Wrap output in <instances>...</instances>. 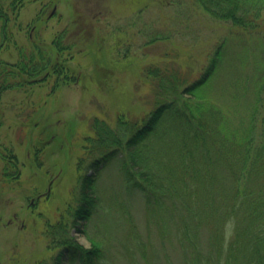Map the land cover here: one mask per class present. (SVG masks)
<instances>
[{
    "label": "trees",
    "instance_id": "16d2710c",
    "mask_svg": "<svg viewBox=\"0 0 264 264\" xmlns=\"http://www.w3.org/2000/svg\"><path fill=\"white\" fill-rule=\"evenodd\" d=\"M5 1L0 0V21H7L4 10L16 2L4 8ZM193 3L230 24L229 31L213 45L196 77L175 56L147 65L151 110L145 115L119 114L116 127L93 118V133L78 161L75 206L47 224L58 251L37 264H112L109 255L116 262L108 246L90 238L92 246L85 247L73 234L75 228L85 233L94 214L115 208L103 206L106 195L97 193L100 176L111 167L145 204L142 237L131 209L123 205L130 197L114 203L122 209L124 228L116 245L122 241L129 264H264V0ZM167 31L152 35L165 39ZM65 33L53 39L59 55L71 47L64 43ZM19 54L14 63L0 59V94L46 82L51 69L66 83L75 80L38 44L21 46Z\"/></svg>",
    "mask_w": 264,
    "mask_h": 264
},
{
    "label": "rangeland",
    "instance_id": "374dc122",
    "mask_svg": "<svg viewBox=\"0 0 264 264\" xmlns=\"http://www.w3.org/2000/svg\"><path fill=\"white\" fill-rule=\"evenodd\" d=\"M4 12L0 59L17 62L21 46L38 44L49 51L54 66L64 64L75 78L66 83L51 69L46 82L0 94V264H37L58 251L47 224L75 206L78 161L93 133V118L116 127L119 114L148 113L151 83L143 69L175 56L198 76L230 24L204 14L193 0H16ZM63 30L71 47L59 55L53 39ZM156 30L170 31L162 39L154 38ZM117 175V168L105 169L97 191L100 198L106 195L103 206L115 208L94 214L85 233L75 228L73 234L85 247L92 246L90 238L108 246L107 254L118 264H129L122 241L116 245L124 228L122 209L114 203L130 197L123 205L131 209L142 237L145 204L141 193L128 191ZM107 260L116 263L110 255Z\"/></svg>",
    "mask_w": 264,
    "mask_h": 264
}]
</instances>
